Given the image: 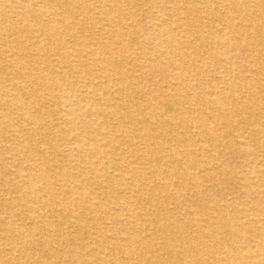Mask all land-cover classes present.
<instances>
[{"label":"bare ground","instance_id":"1","mask_svg":"<svg viewBox=\"0 0 264 264\" xmlns=\"http://www.w3.org/2000/svg\"><path fill=\"white\" fill-rule=\"evenodd\" d=\"M52 1L0 0V264H264V0Z\"/></svg>","mask_w":264,"mask_h":264},{"label":"rangeland","instance_id":"2","mask_svg":"<svg viewBox=\"0 0 264 264\" xmlns=\"http://www.w3.org/2000/svg\"><path fill=\"white\" fill-rule=\"evenodd\" d=\"M86 1H88V0H86ZM93 1V0H92ZM92 3H95V2H92ZM51 4L54 6V7H56V6H58V5H60L61 4V0H53L52 2H51ZM96 4V3H95ZM96 5H98V4H96ZM137 5H139V6H137V7H140L139 9H138V11H139V15H140V17H141V20H143L144 21V16H143V8H145L146 9V5L143 3V2H140V4L138 3ZM125 6V5H124ZM4 16V15H3ZM7 18V16H4V18ZM19 26V25H18ZM20 27V26H19ZM18 29H20V32L22 31V27L21 28H18ZM4 36V35H3ZM51 51H53V48L51 49ZM7 54V53H6ZM0 55H1V57L3 58L4 57V54H3V52L1 51V53H0ZM42 57H43V55L40 57V56H38V58H37V61H38V65L43 69V68H45V67H47L48 65H50L51 63H52V61H51V59L52 58H55V56H51V58H50V63L48 64V65H46L47 64V60H44V57H43V60H42V62H41V59H42ZM40 60V61H39ZM44 63V64H43ZM22 69H23V71L24 72H27V71H29V70H32V69H30L28 66H23L22 67ZM76 69V68H75ZM75 69H71V70H69V71H63L62 72V74L64 75V76H62V77H64V78H69V77H71V76H73V74H75ZM46 71V70H45ZM36 72V77H41V76H43L44 74L45 75H47V73H42V72H40V71H35ZM46 80H48V78H43V79H39V81H42V84L44 83H48L49 81H46ZM59 80V79H58ZM57 80V81H58ZM78 86H79V84H78Z\"/></svg>","mask_w":264,"mask_h":264}]
</instances>
